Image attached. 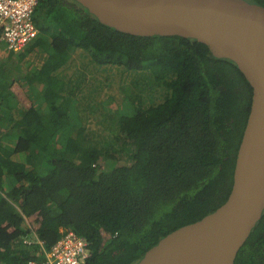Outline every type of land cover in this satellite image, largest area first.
<instances>
[{
	"label": "trees",
	"instance_id": "trees-1",
	"mask_svg": "<svg viewBox=\"0 0 264 264\" xmlns=\"http://www.w3.org/2000/svg\"><path fill=\"white\" fill-rule=\"evenodd\" d=\"M38 10L52 26L41 43L48 58L25 75L16 63L25 90L9 78L12 63L0 61V83L6 77L18 106H0V139H12L0 145V264L45 261L43 250L67 231L87 239L85 264H135L226 201L252 87L233 61L194 38L121 32L75 0H39ZM76 48L91 71H150L136 94L100 114L102 137L84 134L86 116L52 81ZM33 82L42 86L37 94ZM230 264H264V210Z\"/></svg>",
	"mask_w": 264,
	"mask_h": 264
},
{
	"label": "water",
	"instance_id": "water-1",
	"mask_svg": "<svg viewBox=\"0 0 264 264\" xmlns=\"http://www.w3.org/2000/svg\"><path fill=\"white\" fill-rule=\"evenodd\" d=\"M102 24L179 35L233 61L252 87L226 201L162 238L135 264H230L264 210V6L248 0H75Z\"/></svg>",
	"mask_w": 264,
	"mask_h": 264
},
{
	"label": "rangeland",
	"instance_id": "rangeland-1",
	"mask_svg": "<svg viewBox=\"0 0 264 264\" xmlns=\"http://www.w3.org/2000/svg\"><path fill=\"white\" fill-rule=\"evenodd\" d=\"M37 19V21H39V25L42 23L38 28L39 37L37 42V44H41L43 43V37L45 35L50 36L52 26L43 21V13L41 10H38ZM42 27H44V29H41ZM46 43L47 42H45V44ZM3 44L4 42L2 40L0 42V61L3 58L4 50H6V48L3 47ZM42 51V57L38 58V62L43 61L46 59V57H48V55L46 53L43 54ZM22 57L23 56L21 55L20 58ZM10 58L11 60H9L8 66L10 65V63L12 64L7 71L8 74H10L9 78L13 79L16 77H24L22 75V67L19 65L20 70H22L21 73V71H18V69L16 68V59L14 60V57L12 56ZM89 59V55H87L86 51L82 50L81 48H76L75 53H71V56L69 58L64 59V62L60 66V69L55 72L58 78H55V80L52 81H54L53 83L55 85H58L59 82L61 83V86L64 87L62 88V91L65 92V95L69 96L70 99L76 103V106L78 110L82 112L83 117L86 116L83 119L84 134H86L88 138L92 139V137H94L95 135H99L100 137L106 135L104 133L105 129L103 128V125L98 121V119L101 118L100 114H112L116 110V105L123 102L126 95L136 94L138 92V88L143 87V85L141 86V84H144V80L142 79L150 71L149 69H147L129 72L121 66L111 64L101 66L91 71L87 69ZM27 68L28 72L33 71L30 67L27 66ZM23 80V78L19 79L18 82L25 90L26 81L24 82ZM30 88L35 94H37L39 93V90H41L42 86L37 82H33ZM161 92L165 93L162 86H159L155 89L154 93L156 94L157 99H161ZM111 98L112 102H110ZM9 101L12 100L9 99ZM34 103L36 105V102ZM89 105L90 107L92 106L94 108V111L90 112L89 110H87ZM62 129H67L65 133L61 132V134H63V136L66 138L72 132L71 126L63 127ZM11 141V138H7V140L0 139V145L4 147L5 144H12Z\"/></svg>",
	"mask_w": 264,
	"mask_h": 264
},
{
	"label": "built area",
	"instance_id": "built-area-1",
	"mask_svg": "<svg viewBox=\"0 0 264 264\" xmlns=\"http://www.w3.org/2000/svg\"><path fill=\"white\" fill-rule=\"evenodd\" d=\"M39 0H0V26L9 50H23L37 35L34 12ZM41 243L40 241H38ZM87 239L72 231L61 235L48 250H43L46 260L25 264H85L89 254Z\"/></svg>",
	"mask_w": 264,
	"mask_h": 264
},
{
	"label": "crops",
	"instance_id": "crops-1",
	"mask_svg": "<svg viewBox=\"0 0 264 264\" xmlns=\"http://www.w3.org/2000/svg\"><path fill=\"white\" fill-rule=\"evenodd\" d=\"M33 49H35V50H32V48H30L29 50H27L26 52H23L22 54H12V57H14V60L16 59V63L19 62V65H21V67L23 69V75L28 74L27 66L30 67L32 70H34V69L37 70L38 67L42 63V61L38 62L37 60H38L39 57H42L41 56V52L39 50L42 51L43 48L37 46L36 48H33ZM75 51H76V49H75ZM75 51H73L71 53H75ZM42 52H43V54L46 53L48 55L47 51L46 52L42 51ZM21 55L23 56L22 58H20ZM3 57H4L5 60L7 58L9 59V57H11V54L9 52H7V51H4L3 52ZM47 58L48 57H46L45 60H47ZM23 79H24V77H23ZM6 83H7V80H6V77H5L4 84L0 83V94L4 95V100L1 101L2 104L0 106H3V102H4L5 103L4 107L6 108V110L17 112L18 106L16 105L15 101H13V99L11 97V94L8 92V90H7L8 86H5V85H7ZM9 99H11L12 101H9Z\"/></svg>",
	"mask_w": 264,
	"mask_h": 264
},
{
	"label": "clouds",
	"instance_id": "clouds-1",
	"mask_svg": "<svg viewBox=\"0 0 264 264\" xmlns=\"http://www.w3.org/2000/svg\"><path fill=\"white\" fill-rule=\"evenodd\" d=\"M37 15H38V11H37V8H36V10H35V12H34V17H33V19H34V23H35V26H36V28H37V31H38V28H39V24H38V22L39 21H37L38 19H37ZM0 29H1V37H0V42L3 40V42H4V44H3V47L4 48H6V50H4V51H7V52H9L10 54H11V56H12V54H22L23 52H26L27 50H29L30 48H32V50H35V49H33V48H36L37 46H39V47H41V44H35V45H33L35 42H36V40H38V37H39V31L37 32V35H36V37L23 49V50H21V51H18V52H14V51H11V50H9L8 49V47H7V45H6V42H5V40H4V38H3V28L0 26ZM5 45V46H4ZM43 48V47H42ZM43 51H45L46 52V50H45V48H43L42 49ZM40 52H41V50H39ZM4 58V57H3ZM9 60H10V57H9V59L7 58L6 59V64L8 65V62H9ZM46 60H43L42 61V63H41V65H43V63L45 62ZM40 65V66H41ZM23 77H18V81H19V79H22Z\"/></svg>",
	"mask_w": 264,
	"mask_h": 264
}]
</instances>
